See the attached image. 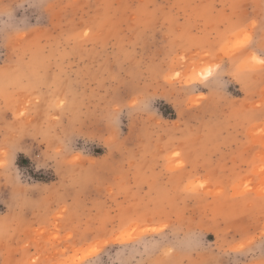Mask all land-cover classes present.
I'll use <instances>...</instances> for the list:
<instances>
[{
	"label": "rangeland",
	"instance_id": "rangeland-1",
	"mask_svg": "<svg viewBox=\"0 0 264 264\" xmlns=\"http://www.w3.org/2000/svg\"><path fill=\"white\" fill-rule=\"evenodd\" d=\"M261 59L264 0H0V264H264Z\"/></svg>",
	"mask_w": 264,
	"mask_h": 264
},
{
	"label": "clouds",
	"instance_id": "clouds-1",
	"mask_svg": "<svg viewBox=\"0 0 264 264\" xmlns=\"http://www.w3.org/2000/svg\"><path fill=\"white\" fill-rule=\"evenodd\" d=\"M248 39H250V38H248V37L245 38L246 42H247ZM256 59H257L256 56L253 55V60H256ZM261 61H264V59L258 60L257 62H258L260 65H264V63H261ZM206 75H207V73H206Z\"/></svg>",
	"mask_w": 264,
	"mask_h": 264
},
{
	"label": "snow or ice",
	"instance_id": "snow-or-ice-1",
	"mask_svg": "<svg viewBox=\"0 0 264 264\" xmlns=\"http://www.w3.org/2000/svg\"><path fill=\"white\" fill-rule=\"evenodd\" d=\"M246 42V40L245 41H241L240 43H245ZM261 63H264V61H261Z\"/></svg>",
	"mask_w": 264,
	"mask_h": 264
}]
</instances>
